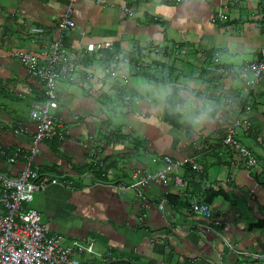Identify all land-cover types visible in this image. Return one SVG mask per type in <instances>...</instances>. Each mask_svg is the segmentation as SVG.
<instances>
[{
	"label": "crops",
	"instance_id": "0c3cea01",
	"mask_svg": "<svg viewBox=\"0 0 264 264\" xmlns=\"http://www.w3.org/2000/svg\"><path fill=\"white\" fill-rule=\"evenodd\" d=\"M67 5L68 0H0L5 175L14 177L24 166L21 156L35 131L30 112L44 96L39 78L11 53L46 50ZM219 10L225 18L212 22ZM72 17L75 27L61 36L62 47L78 55L82 66L57 82L55 110L69 132L63 141L41 142L32 163L65 174L64 181L26 203L39 213L47 234L58 235L64 245H82L85 264H264V225L252 227L264 223V78L247 87L218 70L257 58L264 45V0H78ZM94 42H110L112 49L104 57L85 52ZM111 52L141 62L140 68L112 62ZM153 75L168 81H154ZM144 83L170 85L173 95L162 105L153 92L141 90ZM181 90L210 105L212 119L196 127L186 122L175 111ZM122 93L137 102L125 105ZM235 119L241 122L236 138L258 159L255 168H245L223 143ZM14 153L20 157L10 162ZM164 154L190 158L200 169L185 164L164 183L144 187L150 205L141 224L139 198L114 185L134 169H160ZM175 175L186 185H177ZM209 188L221 191L210 203ZM193 202L209 204L211 215L194 213Z\"/></svg>",
	"mask_w": 264,
	"mask_h": 264
},
{
	"label": "built area",
	"instance_id": "2783aa9c",
	"mask_svg": "<svg viewBox=\"0 0 264 264\" xmlns=\"http://www.w3.org/2000/svg\"><path fill=\"white\" fill-rule=\"evenodd\" d=\"M77 1L68 0L65 12L56 24L58 36L49 43L46 50L32 53L16 49L11 53V56L25 64L29 73L39 78L43 84L44 96L39 105L30 112L31 118L35 122V131L29 150L21 156L24 161L23 168L14 177L0 173V205L2 208L0 212V264H85L80 259L84 247L75 243L64 245L60 242L58 235L47 234L45 223L41 221L39 213L26 205L35 192L45 189L49 184L63 183L64 181L65 174L58 175L50 171H40L34 168L32 163L41 142L45 140L63 141L69 132L55 114L58 107L56 86L57 82L67 78L74 68L82 66L78 55L66 53L61 42V36L75 27L72 14L73 5ZM163 1L181 3L186 0ZM224 18V11L219 10L211 16L210 20L217 22ZM34 30L42 31L41 28ZM110 49H112L110 42H94L86 45L85 52H96L97 56L104 57V50ZM257 54L255 60L243 62L237 67L221 65L218 70L221 75L235 76L245 86L253 87L264 78V45L258 47ZM112 62L122 65L131 64L128 56L118 53L113 54ZM140 66L141 62L134 64L136 70ZM120 76L125 78L127 72L121 70ZM122 95V101L127 106L137 102L131 94L122 93ZM229 101L231 100L229 99ZM240 125L241 122L238 119L228 125L223 143L231 147L235 152V158L241 160L245 168L252 169L258 165V159L237 140L236 128ZM19 130L21 129H16V132ZM262 137L264 138V134ZM16 156L20 157L18 153H14L9 161H13ZM160 160L163 163L160 169L153 172L146 171L144 168L134 169L128 180L120 181L114 185L119 190H132L139 198L143 208L138 218L141 224L146 221V210L150 205V201L144 193V187L151 183H164L169 172L185 164H189L195 171L200 169V166L190 158L177 159L164 154L160 156ZM174 181L179 186L186 185V180L181 176L175 175ZM163 204V200L159 201L158 208H163ZM191 210L206 218L211 215L210 205L206 202H193Z\"/></svg>",
	"mask_w": 264,
	"mask_h": 264
},
{
	"label": "clouds",
	"instance_id": "9594fccd",
	"mask_svg": "<svg viewBox=\"0 0 264 264\" xmlns=\"http://www.w3.org/2000/svg\"><path fill=\"white\" fill-rule=\"evenodd\" d=\"M140 88L144 92H153L156 99L160 101L162 105H166L169 97L173 95V89L170 85L161 86L157 89L154 85L144 83L140 85ZM177 98L178 102L175 104V111L192 126H200L205 121H210L212 119V107L205 101H198L193 94L184 92L183 90L177 93Z\"/></svg>",
	"mask_w": 264,
	"mask_h": 264
},
{
	"label": "trees",
	"instance_id": "16d2710c",
	"mask_svg": "<svg viewBox=\"0 0 264 264\" xmlns=\"http://www.w3.org/2000/svg\"><path fill=\"white\" fill-rule=\"evenodd\" d=\"M111 56H113V54L114 53H109ZM112 58V57H111ZM133 61V62H132ZM130 60V62H131V67L132 68H134V64H136V62H134V60ZM167 67V66H166ZM165 67V68H166ZM135 69V68H134ZM166 70H167V68H166ZM154 81H168L166 78H159L157 75H153V78H152ZM112 132V131H111ZM226 145V144H225ZM228 146V145H227ZM231 148V147H230ZM212 188H209V194H207V196H206V202H208V203H210L212 200H213V198L215 197V196H217V195H219L220 193H221V191H212L211 190ZM212 191V192H211ZM264 225V223H262V221H260V222H257V223H255V224H253L252 225V227H261V226H263Z\"/></svg>",
	"mask_w": 264,
	"mask_h": 264
}]
</instances>
